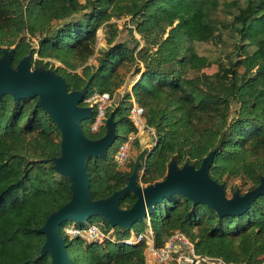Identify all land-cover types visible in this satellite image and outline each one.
<instances>
[{
	"label": "trees",
	"instance_id": "1",
	"mask_svg": "<svg viewBox=\"0 0 264 264\" xmlns=\"http://www.w3.org/2000/svg\"><path fill=\"white\" fill-rule=\"evenodd\" d=\"M127 18L140 39L117 22ZM26 35L38 37V49ZM197 43L214 45L219 55L202 54ZM5 49L15 50L13 66L25 57L31 66L47 69L43 60L63 62L56 72L69 92L88 85L82 107H89L85 101L96 93L114 97L133 83L132 92L106 111L105 122L113 114L118 135L106 159L88 160L93 200L127 187L135 171L137 162L129 159L120 167L114 160L121 144L138 132L131 120L132 96L144 109L146 126L157 134V145L139 166L144 185L163 181L173 160L179 169L186 164L200 169L211 152L209 174L228 199L262 183L264 0H0V59ZM38 99L17 103L5 95L0 101V264H52L50 254L42 255L46 235L40 229L72 199L67 177L51 163L61 156V131L37 106ZM96 118L94 111L81 123L91 140L107 132L106 124L92 132ZM137 200L128 192L119 207L129 210ZM94 219L103 221L105 232L113 228L102 216L89 221ZM148 220L159 248L181 232L199 255L264 264V195L241 215L220 216L208 205L174 194L132 229L115 227V236L124 240L145 233ZM65 235L72 264H147L146 243L97 244Z\"/></svg>",
	"mask_w": 264,
	"mask_h": 264
},
{
	"label": "water",
	"instance_id": "2",
	"mask_svg": "<svg viewBox=\"0 0 264 264\" xmlns=\"http://www.w3.org/2000/svg\"><path fill=\"white\" fill-rule=\"evenodd\" d=\"M14 52V49L6 50L0 59V101L5 95H12L17 103L25 98H39L37 106L51 116L61 131V156L54 159V168L69 177L72 183L71 201L51 214L40 229L46 235L42 255L50 254L52 264H72L61 235V226L67 221L83 225L95 216H102L113 228L132 229L134 224L148 219L164 198L174 194L185 195L194 204L208 205L220 216H237L245 213L252 201L264 195L263 179L257 188L243 196L237 191L229 200L224 186L209 174L215 156V152H211L200 169L190 164L179 169L176 160H173L166 178L147 187L138 182L137 164L127 187L109 198L93 200L87 163L92 158L106 159L108 149L118 138L113 114L107 120L105 136L97 140L89 139L81 123L92 119L94 109L80 106L88 92V85L82 91L69 92L63 76L45 67L33 71L29 57L20 60L14 68ZM128 192H133L138 200L131 209L122 210L120 200Z\"/></svg>",
	"mask_w": 264,
	"mask_h": 264
},
{
	"label": "built area",
	"instance_id": "3",
	"mask_svg": "<svg viewBox=\"0 0 264 264\" xmlns=\"http://www.w3.org/2000/svg\"><path fill=\"white\" fill-rule=\"evenodd\" d=\"M90 107L93 105L94 111L97 112L96 124L101 123L105 118V113L112 102V97L109 93H96L86 101ZM144 109L139 105H135L131 111V120L140 134L145 132V128L149 131L151 129L146 126L144 121ZM134 136L128 138L115 154V162L124 167L130 159V147ZM148 226L151 227L149 220ZM114 229V228H113ZM66 234L72 239H80L87 243L104 244L111 241L116 244H123L126 246H136L146 243L149 247L148 252L155 264H234L225 263L220 259L208 258L199 255L196 251L194 243L188 236L181 232H176L163 247L156 246V239L154 232L147 231L139 235H133L128 239L122 241L115 236V230L105 232L98 225L92 224L87 227H78L77 224L65 230Z\"/></svg>",
	"mask_w": 264,
	"mask_h": 264
},
{
	"label": "rangeland",
	"instance_id": "4",
	"mask_svg": "<svg viewBox=\"0 0 264 264\" xmlns=\"http://www.w3.org/2000/svg\"><path fill=\"white\" fill-rule=\"evenodd\" d=\"M120 25H124L125 23L129 26V28H131L133 30V33L137 36V38L140 39V36L137 34L136 30L134 29V23L131 22L130 18H127V19H123V20H120V21H117ZM128 31L126 30L125 31V34H127ZM26 38H28V40L33 43L37 49L39 48L38 47V37H30L29 35H26ZM102 38V32H99V41L101 40ZM144 44V42L142 41V45ZM146 45H143V47H145ZM197 46L198 48L200 49V51L202 52V54H206L207 56H209L210 58L211 57H217L219 55L218 51L216 50V48L214 47V45L212 44H201V43H197ZM7 49H5L4 51H6ZM30 58V57H29ZM35 59H39L38 57V54L35 55ZM44 63H48L49 64V70H52V71H57L58 69L60 68H64V64L63 62L61 61H56V60H53V59H46V60H43ZM17 66L14 65V68ZM42 67H45V65H39V64H34L33 66H31L32 70L34 71L36 68H42ZM46 68V67H45ZM47 69V68H46ZM143 71H145V69H143ZM209 73H213L215 71V67H211L210 69L207 70ZM133 83H128V85L126 86V88H123L122 90L118 91V93L112 97V102H111V105L109 106V108L111 107V109H113L115 106H118L123 100H124V97H125V93L126 92H129L131 93L132 92V89H133ZM90 99V98H89ZM87 101V100H86ZM85 101V102H86ZM87 103V102H86ZM131 104V111L133 109V107L135 105H138L135 101V98L132 96L131 99H130V102ZM84 107V106H83ZM90 107V106H89ZM91 107H93V105H91ZM108 108V109H109ZM107 109V110H108ZM106 115V113H105ZM106 118V116H105ZM107 122H105V119L101 121V123L99 124H96V121L91 125V130L92 132L94 133H98L100 131V129L104 126V124H106ZM151 129V128H150ZM131 136H134L135 137V140L133 141V143L131 144V147H130V162H137L136 165H135V168L137 166V164L140 165H144L145 161H146V158H147V155L148 153H150L154 147L157 145V134H156V131L154 129H151V131L147 130L145 128V132L143 134H140L139 131L136 133V134H130L128 136L131 137ZM127 138V140H128ZM127 140H125V142H127ZM125 142H123L121 145H123ZM120 142L117 141V143L114 145L113 149H117L118 146H119ZM121 147V146H120ZM119 147V148H120ZM118 148V149H119ZM114 160H115V156H114ZM52 164H55V161L53 160L51 162ZM145 166V165H144ZM142 166V167H144ZM185 166V165H184ZM121 167V166H120ZM140 168V167H139ZM180 169H183V166L180 167ZM143 174H144V170H138L137 172V176H138V182L140 185H142V187H147V186H150V185H144L142 183V177H143ZM167 175V174H166ZM67 177V176H66ZM71 181L69 179V177L66 178L65 180V185L70 188L71 187ZM232 199V198H230ZM229 199V200H230ZM162 209V205H160L159 207V210ZM148 223V222H147ZM150 223V221H149ZM77 223L73 222V221H67L66 223H64L62 226H61V234H62V237L63 238H66L65 236V230L67 228H70V227H73L74 225H76ZM92 224H95V225H98L100 228L103 227V221L99 220V219H94V220H91V221H88L86 224H83V227H87L89 225H92ZM79 225V224H78ZM151 225V223H150ZM114 230L113 228H111L110 231ZM152 230V227H149L148 224H147V231H151ZM153 231V230H152ZM120 241H122L120 238H119ZM148 246L145 250V254H146V262L147 264H155L154 263V260L152 259V257L150 256L149 252H148ZM223 261V260H222ZM234 264H240V263H234ZM244 264V263H243Z\"/></svg>",
	"mask_w": 264,
	"mask_h": 264
},
{
	"label": "bare ground",
	"instance_id": "5",
	"mask_svg": "<svg viewBox=\"0 0 264 264\" xmlns=\"http://www.w3.org/2000/svg\"><path fill=\"white\" fill-rule=\"evenodd\" d=\"M135 85V84H134ZM134 87V86H133Z\"/></svg>",
	"mask_w": 264,
	"mask_h": 264
}]
</instances>
